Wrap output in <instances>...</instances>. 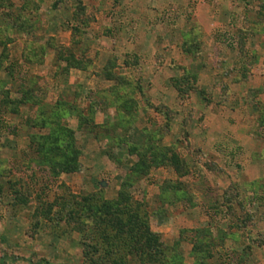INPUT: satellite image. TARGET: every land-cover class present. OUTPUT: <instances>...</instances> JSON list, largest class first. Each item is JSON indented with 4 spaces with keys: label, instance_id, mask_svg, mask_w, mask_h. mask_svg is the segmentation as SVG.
Segmentation results:
<instances>
[{
    "label": "rangeland",
    "instance_id": "obj_1",
    "mask_svg": "<svg viewBox=\"0 0 264 264\" xmlns=\"http://www.w3.org/2000/svg\"><path fill=\"white\" fill-rule=\"evenodd\" d=\"M12 1L14 8L9 13H19L23 1ZM41 1L37 5L33 0L38 6V15L26 10L23 16L29 18L30 14L35 27L47 34L55 21L54 30L58 29L64 36L63 31L76 23L72 18L74 2ZM107 1V4L87 6L93 21L84 31L92 32L98 26V17L104 35L116 40L120 48L127 43L137 45V56L124 57V51L119 49L120 63L116 56L107 58V61L114 59L116 75L120 76L119 69L124 72L130 66L127 71L137 78L133 82L142 90L137 91V115L131 113L129 123L115 119L104 125L105 130L98 129V133L107 136L102 141L95 142L94 136L85 139L78 135L79 161L86 168L85 174L64 175L56 180L42 173L32 174L30 169H21V161H16L21 156L24 158L21 147L15 150L16 156L8 165L0 164V264L40 261L42 264H83L81 233L64 221L56 223L54 219H47L44 212L56 206L50 214L54 218L57 204L67 200L68 192L85 195L100 190L105 199L115 200L130 162L136 159L135 155H128V147L141 145L145 134L156 133L157 129L162 130L160 144L172 147L186 161L188 175L178 178L170 167L152 168L145 179L131 188L135 201L148 204L151 229L161 231L163 243L167 248L176 247L185 264H193L192 245L183 241L175 246V242L186 226H190L188 229L209 227L213 236L220 229L236 230L239 238L216 247L213 258L206 260V264H240L243 249L251 244L245 237L264 231L253 228L256 220L264 218V212L261 216L257 212V206L264 208V126L259 127V112L264 105V18L257 15L263 0ZM52 13L56 15L50 20L47 16ZM41 16L48 22L40 25ZM241 32L245 36L242 52ZM193 39L200 46L185 55L182 45L193 43ZM90 41L86 37L83 45L90 47ZM53 54V51L49 53ZM185 70L195 77L191 82L197 88L180 98L169 79L183 75ZM42 71L46 79L63 73L58 70L54 75L53 70ZM98 71L92 74L103 78L101 69ZM28 76L21 63L15 66V81L22 82ZM111 86L98 80L95 89L89 91L92 95H86L87 102L104 104L100 99L103 92L110 98L108 103L121 105L112 95L115 92L110 90ZM124 88L130 92L133 86L128 84ZM165 110L172 112L171 118L165 115ZM115 122L118 124L113 126ZM3 131L2 136L19 135L6 129L5 135ZM7 168H11L10 174ZM17 168L21 171L17 172ZM177 180L184 182L194 207L181 202L161 204L158 200L163 184ZM232 184L239 191L242 205L233 206V215L222 206L220 199ZM17 198L25 203L17 204ZM244 213L251 214L253 219L245 228H238ZM252 247L243 264H251L249 261L256 251L264 256V247ZM259 263L264 264V260L255 264Z\"/></svg>",
    "mask_w": 264,
    "mask_h": 264
},
{
    "label": "trees",
    "instance_id": "obj_2",
    "mask_svg": "<svg viewBox=\"0 0 264 264\" xmlns=\"http://www.w3.org/2000/svg\"><path fill=\"white\" fill-rule=\"evenodd\" d=\"M13 8L14 5L11 0H0V12L8 11L5 14L0 13V72L6 71L12 79L14 67H4V63L9 59L8 45L14 41L13 34H28L34 29L35 21L23 17L22 12L26 10L35 12L38 10V6L33 0H24L19 13H9ZM257 15L261 19L264 18V0ZM72 18L73 22L76 23L70 27L69 47H55L52 39H48L45 45H40L37 42H26L21 59L26 63H42L47 53L53 50L55 63H65L64 72L71 68L87 70L91 61L86 57L88 48L83 45V36L85 34L84 29L90 25L93 18L81 1H77L74 5ZM196 36L199 35L195 32ZM239 39L242 52L245 44L244 33L241 32ZM192 41L191 44L187 42L182 45V51L185 55H190L198 50L199 42L194 39ZM114 67V59L107 61L102 73L106 80H112L116 83L111 86L110 90L115 92L112 94L115 99L122 103L118 106L115 103H110L117 107L118 121L126 124L129 123L131 113L134 114L138 108L133 99V94L142 90L138 83L128 79L127 76L116 75L113 72ZM194 78L185 70L183 75L175 76L169 79V82L177 91L178 96L185 98L196 87L191 82V80H195ZM128 84L133 86L130 92L124 88ZM5 87L6 83L0 81V113L17 117L20 114L19 107L21 105L32 104L37 107L35 117H20V123L48 130L47 134H34L29 137L30 143L27 152L24 154L26 162L21 164V169H30L32 174L35 172L42 173L53 180L62 175L82 173L84 167L79 161L81 149L78 146L75 131L69 127L68 118L72 115H78V129L93 135L96 139L103 140L107 136L97 131L106 128L104 125H96L94 117L96 111L106 107L107 104L93 101L89 103L87 113L82 115L77 112L74 105L64 101L57 102L53 106L43 105L34 98L32 88L25 89L22 85L16 86L15 93L20 95V98H12L9 89H5ZM200 92L201 94L204 93L203 90ZM158 110L160 111V108ZM164 113L168 118H171L172 112L165 110ZM259 113V127H263L264 105ZM117 124L116 122L113 126ZM161 131L157 129L155 130L156 133H146L141 145L128 147L129 155H135L137 160L130 166L121 180L115 200L105 199L100 190L85 195H75L68 192L67 200L57 204V208L53 212L54 218H50V214L56 206L52 205L44 212L43 215L47 219H54L56 223L64 221L72 227V230L81 233L80 245L83 264H185L183 256L177 252L176 247L175 249L167 248L162 241L161 234L151 229L148 204L143 201H135L130 192L134 185L149 175L152 168L170 167L178 178H184L188 175L186 161L172 147L160 144ZM12 164L10 165L12 166ZM7 170L10 174L11 168H7ZM16 171L21 170L17 168ZM220 199L223 200L222 206L231 215L234 214V205L242 206L240 194L235 184L224 190ZM158 200L161 204L181 202L194 206L184 182L180 180L165 182L160 188ZM20 202L25 203L22 199L17 198L16 203L20 204ZM252 219L251 214L244 213L238 228H245ZM229 235L232 236V234H227L224 231H218V235L213 236L212 231L207 228L183 229L180 231L175 246L183 241H188L192 245L190 254L193 264H206V260L213 258L216 247L223 245V239ZM245 239H249L251 244L248 243L243 249V254L238 260L240 264H243L244 259L253 251L252 245L264 247V231L259 232L256 236L251 235L249 237L248 235ZM42 263L40 261L37 264Z\"/></svg>",
    "mask_w": 264,
    "mask_h": 264
},
{
    "label": "crops",
    "instance_id": "obj_3",
    "mask_svg": "<svg viewBox=\"0 0 264 264\" xmlns=\"http://www.w3.org/2000/svg\"><path fill=\"white\" fill-rule=\"evenodd\" d=\"M22 1L23 3H21ZM72 1L74 2V4H76L77 1H81L85 7L91 4L103 5V4L109 3V1L107 0H72ZM21 2L20 3L23 6L24 0H21ZM35 2L37 3V5H40L41 3H43L41 0H35ZM12 3L14 2L12 1ZM37 11H35L33 15H36ZM54 12L55 11H53V13ZM53 13L47 16L49 17L50 20L53 19L52 15L54 16L56 15V13L55 14ZM23 17L27 18L26 16H23ZM28 17L30 18V14ZM40 20H41L40 25L48 22L47 19H44L42 16L40 17ZM96 20L98 21L96 23L98 26H96L95 29H93L94 32L91 30L92 32H86L83 36L84 44L86 43V37H88L89 40H91L90 42H92V45L88 47V50L86 52L87 59L91 61V65L88 66L87 70H79V69L71 68L67 72H64L63 67H65V63L58 62L56 64L54 61V54L51 56L49 55V53L53 50L47 53L42 63H39V62L26 63L21 59L22 51H23V48L26 42H37L40 45H45V43L48 40V39H45L46 36L49 37V39L53 40V44L55 47H58V46L69 47L70 35H71L70 29L63 31L64 36H61V32L58 31V29L54 30V28L56 27L55 21H52V23L48 27V29L50 28V31L48 32V34L45 33L43 30L38 29V27H34V29L31 30L28 34L15 33L13 36L14 41L8 45L9 59L4 63V67L12 66L15 68L17 64L21 63L23 69H25V73H29V76L28 78L23 79L22 82H17L15 81L14 78L12 79L6 71L0 72V81L6 83L5 89H9L10 96L12 98H20V95L15 93V88L16 86L22 85L23 87H25V89L32 88L34 98L37 99L39 102H41L43 105L53 106L57 102L64 101L70 105H74L78 113L85 115L87 113L88 106L90 103V102H87L86 95L87 94L88 96L92 95V93L89 91L95 89L94 85L97 84V81L101 79V83L107 84V87L109 85L113 86L116 84L115 81L106 80L104 77L103 78L95 77L92 74V71H96L97 73H99L98 70L101 69L100 74L103 76L102 69L105 67L107 58L110 55L118 57L119 58L118 63H120L121 61L120 58L122 55L119 49H122L124 51V54H123L124 57H126L129 54L137 56V45L136 44L133 45V44L127 43L124 48H120L119 45H116V43H118L116 40H112V39L109 40V38L104 35L101 29L102 26H101L100 19L96 17ZM97 35H99L100 38L98 37L99 39L96 40L95 37H97ZM62 38H65V40L62 41ZM14 46L17 48L14 49L13 48ZM13 52L15 53V55H12ZM0 53H1V47H0ZM129 68L130 66L127 67V69ZM47 69L53 70L54 75L56 71L58 70L63 71V73L57 75V77L53 76L52 78L46 79L45 77H43L42 70H47ZM127 69H124V72H122V70L119 69L121 73L120 75L127 76L128 79L132 81H136L137 78L134 75L131 76L129 72L127 71ZM104 89L105 88L101 90H104ZM100 95H102L100 99H103L105 101L104 103L107 104V106L96 111L95 117H94V123L98 126H103L108 123H111V121L112 122L117 121L115 119L119 118V113H118L117 107L112 106L110 103H108L110 101V98L107 94L100 92ZM0 99H1V96H0ZM133 99L135 100L137 104V92L133 94ZM19 108H20L19 109L20 114L17 117L10 115V114L0 113V121H2L1 127H3L1 130L2 131L4 130L3 133H5L6 135L5 129L7 130V132L12 133V134L16 132L19 133L18 136L17 135L12 136V135H9L8 133H7L8 135L6 136L0 135V164L2 163L4 165H8L9 162H11V159L14 156V154H16L15 150H18L20 147L21 149H24L25 152L23 154H25L27 152V149L30 143L29 137L31 135H34V134L44 135V134H47L48 132V130L45 128L41 129L38 127H30L28 125H24L20 123V117H35L36 112H37L36 106L32 104H25V105H21ZM135 112L137 115V109ZM78 121H79L78 115H72L70 116V118H68L69 127L75 131L76 139H78V135L85 139L91 136L93 137V135H89L85 131L78 129ZM95 140H96L95 142L102 141V139H96V138ZM87 143L90 144V142L88 141ZM12 148H16V149H12ZM18 159L19 160H16V161L18 162L21 161L22 165L26 162V159H24L22 156L21 158H18ZM136 160L137 158L131 161L129 167ZM82 173L84 174L86 173V168L84 169ZM13 175L14 173L11 176ZM175 209H177V207ZM257 210H258L257 212L259 213L258 216H261L262 213L264 212V208L260 206H257ZM186 228L188 229L190 228V226H186ZM253 228L263 231L264 230V218H262V220L261 219L256 220L255 226H253ZM207 229H209V227H207ZM220 231H224L227 234H232V236L229 235L228 237H225L223 239L224 242L226 241L225 243H227V241L229 240H237L239 238L238 234H236L237 232L236 230L231 229V231H229L227 229H220ZM159 232L161 233V231ZM247 242L249 241L247 240ZM223 246H224V243H223ZM262 256H263L262 254H259L258 251H256L255 256L251 257L249 263L255 264V263H258V261L264 260V256L263 257Z\"/></svg>",
    "mask_w": 264,
    "mask_h": 264
}]
</instances>
